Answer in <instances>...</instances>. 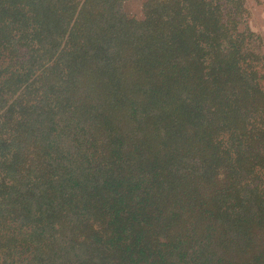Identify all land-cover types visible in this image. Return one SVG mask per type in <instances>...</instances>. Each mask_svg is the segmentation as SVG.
<instances>
[{
	"label": "trees",
	"instance_id": "16d2710c",
	"mask_svg": "<svg viewBox=\"0 0 264 264\" xmlns=\"http://www.w3.org/2000/svg\"><path fill=\"white\" fill-rule=\"evenodd\" d=\"M248 1L0 0V264H264Z\"/></svg>",
	"mask_w": 264,
	"mask_h": 264
},
{
	"label": "rangeland",
	"instance_id": "374dc122",
	"mask_svg": "<svg viewBox=\"0 0 264 264\" xmlns=\"http://www.w3.org/2000/svg\"><path fill=\"white\" fill-rule=\"evenodd\" d=\"M251 9V21L254 28L258 29L260 33H264V0L248 1ZM126 8L131 13H139L141 10V2L127 3Z\"/></svg>",
	"mask_w": 264,
	"mask_h": 264
}]
</instances>
